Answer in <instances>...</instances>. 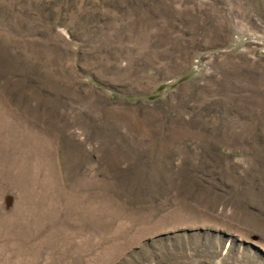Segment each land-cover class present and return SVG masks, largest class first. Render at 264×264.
Masks as SVG:
<instances>
[{
    "label": "rangeland",
    "instance_id": "1",
    "mask_svg": "<svg viewBox=\"0 0 264 264\" xmlns=\"http://www.w3.org/2000/svg\"><path fill=\"white\" fill-rule=\"evenodd\" d=\"M0 264H264V0H0Z\"/></svg>",
    "mask_w": 264,
    "mask_h": 264
}]
</instances>
